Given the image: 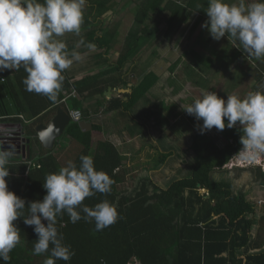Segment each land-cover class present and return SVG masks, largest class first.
Masks as SVG:
<instances>
[{
	"label": "trees",
	"instance_id": "trees-1",
	"mask_svg": "<svg viewBox=\"0 0 264 264\" xmlns=\"http://www.w3.org/2000/svg\"><path fill=\"white\" fill-rule=\"evenodd\" d=\"M163 1L155 0V9H161ZM207 2L188 0L185 7L176 0H169L165 6L169 12L165 37L176 33L196 12L198 19L190 28V35L193 34L207 20ZM105 34L93 42L96 47H104L108 51L115 33ZM211 39L210 36L209 41ZM126 40L130 45L126 41L116 67L96 75L76 77L75 80L64 78L66 81H63L62 89L76 92L75 97L68 98H73L72 108L81 109L77 96L81 97L84 93L101 95L107 86L120 87L114 84L116 75L140 48L141 37L129 34ZM236 50L233 47L224 56L222 67L237 59L239 53ZM192 55L199 66L209 68L212 64L211 57L195 52ZM26 75L23 68L0 72V125H20L24 136L30 138L32 144L29 159L9 161V176L5 178L9 190L26 201L25 207L28 202L42 200L46 194L42 187L45 176L65 166L54 155L71 142L66 149L68 161L78 165L81 155L91 156L95 168L104 171L113 180L110 193H96L83 203L93 207L108 200L116 206L120 217L116 223L99 232H94V223L81 219L73 224L67 214L58 217V231L75 255L70 261L57 260L56 264H264V250L249 252L253 243L252 234L259 222L264 225V215L257 217L255 206L247 199L246 193L235 191L231 182L212 177L213 171L222 169L241 148L239 125L232 129L225 127L223 131L213 127L223 139L222 146L206 132L192 136L189 149L195 161L190 176L174 181L166 190L144 178L133 194L125 195L118 189L124 182L122 169L125 157L108 140L93 142L92 131L83 132L78 123L71 122L63 136L56 140L53 149L41 147L35 127L44 124L43 121L58 108L51 107L56 105L61 95L53 102L43 95L26 91L22 83ZM156 80L153 72L148 73L127 95V101L111 99L106 110L127 112L145 97ZM92 130L100 128L92 126ZM35 147L42 150L41 153L34 151ZM167 158V155H162L160 163ZM28 161L39 165V168L29 169ZM255 179L257 186L264 187L261 168L255 172ZM23 215H28L27 208L23 210ZM42 222L46 224V221ZM13 223L20 230V243L9 253L8 264H43L48 253L39 256L31 253L37 239L33 227L25 225L22 217ZM254 248H260L258 243ZM0 264L3 262L0 261Z\"/></svg>",
	"mask_w": 264,
	"mask_h": 264
},
{
	"label": "clouds",
	"instance_id": "clouds-1",
	"mask_svg": "<svg viewBox=\"0 0 264 264\" xmlns=\"http://www.w3.org/2000/svg\"><path fill=\"white\" fill-rule=\"evenodd\" d=\"M85 5L86 0H0V72L23 68L27 74L22 81L25 90L55 102L62 90L64 71L80 59L78 51H69L58 38L66 33L80 35ZM205 13L207 20L201 27L212 39L230 37L251 57L264 59V0L232 3L208 0ZM79 46L94 47L83 37L77 43ZM183 110L196 121H202L198 125L200 134L213 127L223 131L225 127L232 129L239 125L241 148L235 156L241 161L264 157V91H249L243 98L227 95L225 100L214 91L202 89ZM15 156V146L9 143L5 147L0 141V261L3 264H8L9 253L20 243V230L13 223L18 218L32 226L37 236L32 255L48 253L43 264L67 262L75 255L58 231V217L67 214L73 224L81 219L94 223V232L104 230L120 218L116 206L108 200L93 207L83 203L96 193H110L113 184L107 173L95 168L93 158L88 155H81L78 165L69 160L58 172L47 174L42 185L46 190L43 199L28 202L25 207L26 201L9 190L5 179L9 176V161ZM25 208L27 216L23 215Z\"/></svg>",
	"mask_w": 264,
	"mask_h": 264
},
{
	"label": "rangeland",
	"instance_id": "rangeland-1",
	"mask_svg": "<svg viewBox=\"0 0 264 264\" xmlns=\"http://www.w3.org/2000/svg\"><path fill=\"white\" fill-rule=\"evenodd\" d=\"M153 1L154 0H146V3H151ZM178 1L182 2V0ZM187 1L188 0H184L183 4L185 7L187 6ZM225 2L232 3L238 2V0H225ZM91 10L92 9L88 7L86 3L83 10L84 14H87ZM166 14L167 13H163L162 11L151 10L148 18L150 20H159V18H164ZM197 19L198 14L193 12L190 17L191 23L197 21ZM190 25H186L176 33H173L175 38L173 34L168 35V37L172 39L170 42L156 44L152 46V49H149L151 53L155 54L150 65L154 64L155 66H159L157 69L159 75L157 76L154 73L157 80L146 93V95H149L141 98L139 103L137 102L136 104L137 108H140L144 116L147 111L148 113L152 111L150 114V122L152 123L150 126L152 129H149L150 135H148L143 126H141V128L136 127L139 129V132L137 131L138 134H136L138 138H136L137 140H135V142L131 143V147L133 148H137V143L138 146L142 145L144 147L142 148L143 154L139 155V158L142 157L143 160H138L144 165L146 163L149 164V166L140 165L141 167L137 166L135 169L131 166L124 171L125 183H122L119 188L122 194H133L144 178H149L152 182L157 184L159 188L166 190L174 181L190 176L195 160L189 147L191 145L192 136L200 133L198 125L202 124V121H196L195 118L188 115L183 108L194 98L198 97L202 89L214 91L218 97H222L225 100L227 99V95L235 94L243 98L249 91H264V87H262L264 86V59L256 60L251 57L244 51L238 42H234L227 36L221 38L219 41L214 39L209 41L210 35L208 31L200 28V26L197 28L192 38L187 41L185 35L186 37L188 36V26ZM90 27L95 26L93 25ZM90 27L86 28V32L82 36L85 37L87 34L93 33L94 28ZM113 30L117 32V36H121L115 28H113ZM164 30L165 28H159V32L156 34V40L165 36ZM132 33L136 35L137 31ZM168 39L169 38H166V40ZM127 42V44L130 45L128 40ZM119 46L120 45H117V51L124 49V45H122L120 49ZM233 47L237 49L236 51L239 53V56L224 68L221 66L222 60ZM86 48L87 47H81V49ZM159 50L163 51L159 52ZM163 52H165V56ZM193 52L203 57H211L212 64L210 67L204 68L203 66H199L192 55ZM117 54H119V52L116 53V55ZM140 56L141 54L137 56L132 55L129 62L132 63L134 61L136 64L135 61H139L137 57ZM149 61L151 60L149 59ZM128 63L126 65H128ZM139 64L142 65V63ZM96 72L97 71L94 70V73L90 75H96ZM69 103L72 104L73 100H69ZM131 109L133 113L127 115V118L124 120L125 124L132 123L134 121L133 118H136V105ZM115 121L122 123L119 116L108 119V122ZM133 123H135V121ZM106 125V130L112 132L114 125ZM132 127H135L134 124ZM0 129L1 135L9 133L8 131L5 132L6 129H3L2 125H0ZM206 133L211 139L215 140L218 145H223V139L214 128L206 131ZM164 141L165 143L169 142L170 149L175 155L173 154L174 156H172L165 167L161 166L159 170L150 172L149 170L160 167H157L159 165V153L156 152L153 147H161ZM32 143H34V141H32ZM54 151L56 152L57 149L55 148ZM67 156L68 152L66 151L55 154V157L62 165H66L68 161ZM262 158L264 159V157ZM263 159L261 160V164L264 165ZM257 169L258 168L254 166L242 169L234 168L232 170L222 168L213 171L212 177L220 181L231 182L235 184L240 191H247L248 194L256 198L257 194L253 191L255 190L254 183L257 182L255 179V172ZM252 202L259 208L260 205L257 204V200ZM261 206L263 207L259 210H261V214L263 215L264 205ZM263 228V223L259 222L256 227L252 245H255V243L264 245Z\"/></svg>",
	"mask_w": 264,
	"mask_h": 264
},
{
	"label": "crops",
	"instance_id": "crops-1",
	"mask_svg": "<svg viewBox=\"0 0 264 264\" xmlns=\"http://www.w3.org/2000/svg\"><path fill=\"white\" fill-rule=\"evenodd\" d=\"M168 1L169 0L163 1L160 7L161 9L158 10V9H155V0L151 3H146V0H86L87 6L90 7L92 10L88 12L87 14H84V22L81 25L80 35L77 36L72 33H66L63 37L58 38L60 40H63L66 43L69 51L76 50L80 53V59L78 61L74 60L72 65L64 71L65 79L73 78L75 80L76 77L94 73V70L97 71L96 72L97 74H99L98 72H103V71L106 72L110 68L116 67V62L118 60V57L124 51V49L121 51L120 50L117 51V45H120L119 49L122 45H125L127 41L126 39H128L129 34H133L132 32L137 31L136 35L141 37L140 48L134 54V56L141 54L140 57H137V60L139 61H135L136 64L134 63V61L132 63L129 62L128 65H125L123 68H121L120 72L116 75L115 79L117 80L114 81V84H119L120 87L112 88L110 86H107L106 90L101 95L100 94L87 95L86 93H84V95L81 97L77 96V100H79L81 103V109L79 110H81V112L83 113V121L88 122L91 125L90 131H92L93 142H101V141L108 140L112 145H114V147L117 149L119 154L125 157V160H124L125 164L122 169L123 173L127 168H130L131 166L134 169L137 166L139 167L140 165L149 166V164L147 163L144 165L143 163L139 162V160H143L142 157L139 158V155L143 154L142 148L144 147L142 145L138 146V143H137L136 144L137 148H133L131 147L132 146L131 143L137 140L136 138L138 137H136V134H138L139 132L138 128H141V126H143L145 129V132L148 135H150L149 129H152L150 126L152 124L150 122V119H151L150 114L152 111H149V113L147 111V113L144 116L143 112L140 110V108H137V104H135L137 115H136V118H133L135 123H133L134 122L133 121L132 123H130L131 124L130 125V124H125L124 120L127 118L128 114L133 113L132 109L131 111L129 109L127 112H124L123 110L107 111L106 109L109 108V102L111 99L112 100L120 99L123 102L127 101V95L131 94L132 89L136 87L141 82L143 77L147 75L148 73L153 72L157 76L159 75L157 72V69L159 68V66H155L154 64L150 65V62H152L155 54L151 53L149 49H152L153 48L152 46L156 44H165L172 40L171 37H165V36L161 39H158L160 41L156 40L157 38L156 34L159 32V28H166V20L169 17V12L166 11L167 9L165 6ZM176 2L178 4H183L184 0H182V2L177 0ZM151 10L152 11L158 10V11H162L163 13H167V14L164 15V18H159V20H154V19L150 20L148 16L151 13ZM193 24L194 22L191 23V20H189L187 23H184L179 28L180 30L184 26L190 25L188 26L189 34L187 37L185 35V38L187 39V41H189L195 33L194 32L192 35H190V28ZM93 25L95 27H90ZM88 27L94 28L93 33L91 32L87 34L85 37L82 36L86 32V28ZM113 28H115L121 34V36H117V32L113 30ZM200 28L202 27L200 26ZM132 30H135V31H132ZM142 30H146V32L144 33V31L142 32ZM107 32L110 34L112 32L115 33L114 37L111 39L112 47L108 51L105 50L104 47L102 48L96 47L93 42L96 38H101L102 36H105L106 35L105 33ZM81 37H83L85 42H90L91 44H93L94 47L86 48V49H81V47H85V46L77 47V43ZM166 38H169V39L166 40ZM174 38H175V35H174ZM161 51L163 50H159V52ZM118 52L119 54L116 55V53ZM163 54L164 56L166 55L165 52H163ZM149 59L151 61H149ZM139 63H142V65H140ZM65 79H64V83L66 81ZM108 89H110L111 91L109 92ZM72 91L73 90L71 89L70 91H64L62 89L61 92L59 93L61 95L60 100L57 101V103H55L56 105L51 108L52 109L55 107L64 108L66 109V111L68 109L77 110V109L72 108L73 104L69 103V100L73 99V98L68 99L69 98L68 96L71 95ZM148 95H145V96H148ZM56 110L53 113H51L48 116V118H46V120L43 121L44 124L49 122V120L56 113ZM43 115L44 113L40 116L43 117ZM114 116H119V118H121L122 123H118L116 121L108 122V119L113 118ZM106 124H108V126L114 125L112 132H110V130H106V127H107ZM133 124L135 126L134 128L132 127ZM5 125L6 126H4L3 128H5L8 131L18 130L22 132L21 126L18 124L12 125L8 123ZM92 126H97L98 128H100V130L93 131ZM71 144L72 143L70 142L68 145H64L65 148L62 149L61 151H66V149ZM153 148L156 150V152L159 153V156H158L159 165L157 167L159 166L160 167L159 168L156 167L157 169H151L149 170L150 172L159 170L161 166L165 167L168 161L171 160L172 156L175 155L170 149L169 142L165 143L164 141L161 147L158 146V148L157 147L156 148L153 147ZM33 150L36 151L37 153H41L42 151L40 149H37V147H35ZM61 151H59V153ZM162 155L164 156L167 155L168 158L163 163H160L161 162L160 158ZM255 168H258V167H255ZM124 178H125V173H124ZM123 183H125V179ZM121 185H119V188L121 187ZM254 186H255V190L253 192H256L257 197L256 198L252 197V195L248 194L247 191L243 190V192L246 193L247 199L252 204H254V202H252L254 200H257V204H258V201L264 202V187L257 186L256 184ZM233 188L237 192L240 191V189L235 184H233ZM254 206H255V211L257 212V217H261L262 214H261V210L259 209L263 206L260 205L259 208H257L256 205ZM263 215H264V211H263ZM252 235L254 237L255 232ZM259 245H261L260 248H254V245H251V249L249 250V252L258 253L264 250V245H262L261 243H259L258 246ZM255 251H258V252H255Z\"/></svg>",
	"mask_w": 264,
	"mask_h": 264
},
{
	"label": "water",
	"instance_id": "water-1",
	"mask_svg": "<svg viewBox=\"0 0 264 264\" xmlns=\"http://www.w3.org/2000/svg\"><path fill=\"white\" fill-rule=\"evenodd\" d=\"M110 92L111 90L108 89ZM71 123V118L67 113L66 109L58 108L53 117L46 124H39L35 127V133L38 142L43 149L51 150L54 148L55 141L61 138L64 134L66 127ZM80 129L83 132L91 130V125L88 122L81 121L78 123ZM22 135V134H21ZM25 142V158L29 159L32 153L31 139H24ZM24 159V156H15L12 160ZM203 192H206L205 190Z\"/></svg>",
	"mask_w": 264,
	"mask_h": 264
},
{
	"label": "built area",
	"instance_id": "built-area-1",
	"mask_svg": "<svg viewBox=\"0 0 264 264\" xmlns=\"http://www.w3.org/2000/svg\"><path fill=\"white\" fill-rule=\"evenodd\" d=\"M68 113H69V116L72 122L79 123L80 121H82L83 116L79 110H73V109L69 110L68 109ZM26 138L27 136H24V133L18 130H14L10 133H7L6 135H0V141H3L5 143V147H7V144L11 143L15 146L16 156H20V157L24 156V159L20 158V159H17L16 161H20V160L25 161L27 159L25 158L26 154H25V142H24V139ZM262 159L263 158L261 157L258 160L241 161L239 158H237L234 155L223 168L227 170H232L234 168L242 169V168H248V167L254 166V167H261L262 171H264V165L261 164ZM26 164L29 169L39 168V165L32 164V161H28L26 162ZM258 204L262 205L264 204V202L258 201Z\"/></svg>",
	"mask_w": 264,
	"mask_h": 264
},
{
	"label": "bare ground",
	"instance_id": "bare-ground-1",
	"mask_svg": "<svg viewBox=\"0 0 264 264\" xmlns=\"http://www.w3.org/2000/svg\"><path fill=\"white\" fill-rule=\"evenodd\" d=\"M75 96H76V92L73 90L72 93H71V95L68 96V97L70 98V97H75Z\"/></svg>",
	"mask_w": 264,
	"mask_h": 264
},
{
	"label": "flooded vegetation",
	"instance_id": "flooded-vegetation-1",
	"mask_svg": "<svg viewBox=\"0 0 264 264\" xmlns=\"http://www.w3.org/2000/svg\"><path fill=\"white\" fill-rule=\"evenodd\" d=\"M7 131H8V130H6V132H7ZM12 131H13V130H11V131H8V132L10 133V132H12ZM10 135H12V134H10Z\"/></svg>",
	"mask_w": 264,
	"mask_h": 264
}]
</instances>
